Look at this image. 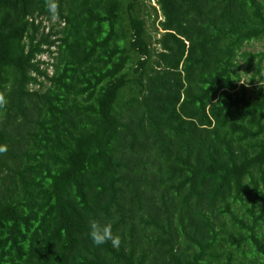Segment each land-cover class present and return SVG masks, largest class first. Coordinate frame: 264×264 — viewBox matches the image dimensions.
I'll list each match as a JSON object with an SVG mask.
<instances>
[{
  "label": "trees",
  "instance_id": "trees-1",
  "mask_svg": "<svg viewBox=\"0 0 264 264\" xmlns=\"http://www.w3.org/2000/svg\"><path fill=\"white\" fill-rule=\"evenodd\" d=\"M149 1L0 0V264H264V0Z\"/></svg>",
  "mask_w": 264,
  "mask_h": 264
},
{
  "label": "rangeland",
  "instance_id": "rangeland-1",
  "mask_svg": "<svg viewBox=\"0 0 264 264\" xmlns=\"http://www.w3.org/2000/svg\"><path fill=\"white\" fill-rule=\"evenodd\" d=\"M154 5V0H150L149 4H147V7L144 8V12H145V21H146V26H147V31L148 33L152 36V42L154 41V38H157L159 36L158 31H156L157 28V23L162 20V16L158 10V8H153L151 5ZM154 21V22H153ZM153 47L157 45L153 44ZM247 51L248 53H257V54H263L264 53V40H260V41H250L248 43H246L241 52H245ZM38 59L40 61H42L41 67L43 66H47L46 64H44L43 61L46 60H50L46 54H42L40 56H38ZM256 61V60H255ZM237 63L239 65V72L242 74L241 75V81L240 83H245L248 81V78L256 71L254 65L248 68V72H245V68L248 66V64L244 61V59H242V57L238 56L237 59ZM50 65L47 66V72L49 73L51 71V68H49ZM259 71H260V75L262 76V81L260 82V79L258 78V76L254 77V84L253 85H249L247 86L249 91L251 92L253 89L258 88L259 85L263 87L264 90V60L263 62L260 64V66L258 67ZM38 87V86H34Z\"/></svg>",
  "mask_w": 264,
  "mask_h": 264
},
{
  "label": "clouds",
  "instance_id": "clouds-1",
  "mask_svg": "<svg viewBox=\"0 0 264 264\" xmlns=\"http://www.w3.org/2000/svg\"><path fill=\"white\" fill-rule=\"evenodd\" d=\"M47 10L50 15H56V4L54 0H48ZM6 150V146L0 145V153ZM87 229V235L94 246L110 243L113 248H118L121 244V237L113 233L111 221L92 218L88 221Z\"/></svg>",
  "mask_w": 264,
  "mask_h": 264
}]
</instances>
